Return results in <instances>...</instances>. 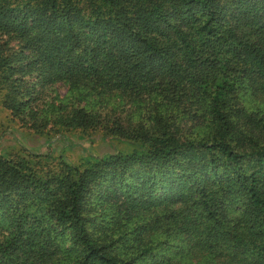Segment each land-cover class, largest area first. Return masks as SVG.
<instances>
[{
  "label": "trees",
  "instance_id": "trees-1",
  "mask_svg": "<svg viewBox=\"0 0 264 264\" xmlns=\"http://www.w3.org/2000/svg\"><path fill=\"white\" fill-rule=\"evenodd\" d=\"M0 94L134 144L0 155V264H264V0H0Z\"/></svg>",
  "mask_w": 264,
  "mask_h": 264
},
{
  "label": "rangeland",
  "instance_id": "rangeland-1",
  "mask_svg": "<svg viewBox=\"0 0 264 264\" xmlns=\"http://www.w3.org/2000/svg\"><path fill=\"white\" fill-rule=\"evenodd\" d=\"M57 92L64 94L65 87H59ZM115 103H119L118 99L113 100L112 104ZM89 104L95 111L106 110L99 105L92 106L91 101L87 106ZM112 109L118 112L122 109V104ZM133 148L132 142L108 136L102 131L88 134H82L78 130L37 134L12 118L0 104V155L3 156L25 154L32 158L31 156L48 154L53 159L52 163L62 160L76 166L90 155L100 157L108 153H126Z\"/></svg>",
  "mask_w": 264,
  "mask_h": 264
}]
</instances>
